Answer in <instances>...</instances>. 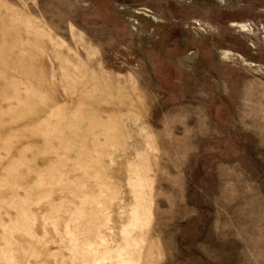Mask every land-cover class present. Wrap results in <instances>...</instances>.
<instances>
[{
  "label": "rangeland",
  "instance_id": "1",
  "mask_svg": "<svg viewBox=\"0 0 264 264\" xmlns=\"http://www.w3.org/2000/svg\"><path fill=\"white\" fill-rule=\"evenodd\" d=\"M0 264H264V0H0Z\"/></svg>",
  "mask_w": 264,
  "mask_h": 264
}]
</instances>
